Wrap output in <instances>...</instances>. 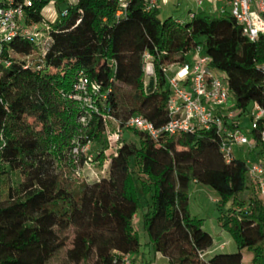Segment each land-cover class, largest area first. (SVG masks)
I'll return each mask as SVG.
<instances>
[{
    "label": "trees",
    "instance_id": "16d2710c",
    "mask_svg": "<svg viewBox=\"0 0 264 264\" xmlns=\"http://www.w3.org/2000/svg\"><path fill=\"white\" fill-rule=\"evenodd\" d=\"M145 1L130 0L122 16L116 0H32L25 7L26 25L44 36L15 38L4 50L9 65L0 66V264H52L61 255L72 263L120 264L119 228L131 262L139 256L148 264L147 250L169 264H243L245 251L250 264H264V199L245 160L223 158L215 129L156 140L132 131L137 142L122 138L100 172L107 148L102 116L120 125L132 116L165 124L170 89L162 66L189 63L197 46L225 75L236 120L264 106V35L249 42L229 15L161 21L157 8L144 11ZM50 3L66 5L52 23L42 15ZM144 54L152 77L142 71ZM79 71L107 94L99 114L64 97ZM77 138L96 146L99 177L91 182L73 179L84 161L70 157ZM191 183L215 192L217 224L235 253L205 255L213 238L188 210ZM138 187L150 194L143 245L133 226L142 207Z\"/></svg>",
    "mask_w": 264,
    "mask_h": 264
},
{
    "label": "built area",
    "instance_id": "2783aa9c",
    "mask_svg": "<svg viewBox=\"0 0 264 264\" xmlns=\"http://www.w3.org/2000/svg\"><path fill=\"white\" fill-rule=\"evenodd\" d=\"M116 1L117 16H122L130 0ZM190 1L195 2L200 8L206 6L209 11L232 17L249 42L254 43L264 35V0ZM31 2L32 0H0V66L9 65L3 59L4 50L15 38L41 41L44 36L38 27L28 26L25 23V7L30 6ZM157 5L158 0H146L144 11H153ZM193 17L194 14H191L189 19ZM44 28L48 29V27ZM162 70L170 89L167 122L155 127L142 116H132L120 125L114 120H109L108 116H102L105 121L103 134L107 143L103 153L107 158L106 166L109 158L115 154L116 146L124 133L130 131L144 133L156 140L161 134L174 136L199 129H215L222 137L219 150L227 162L234 158L232 154L234 145L247 147L249 153L255 149L256 141L264 148V106L255 104L242 118L248 119L251 127L250 133H243L240 128L242 119L236 120L237 111L233 110V102L228 95L226 77L210 67V59L203 54L200 46L190 53L189 63L162 66ZM142 71L147 78L154 74L153 63L148 54L143 55ZM64 97L80 105L86 113L99 114L100 106L105 105L107 94L102 93L96 82L79 71L71 92ZM86 121V115L78 118V123L83 127ZM108 121L114 124V129L109 127ZM252 131L256 132V138L251 134ZM91 144L90 141H82L80 138L73 140L70 157L75 163L79 158H84L83 167H78L75 171L77 177L80 176L83 168L93 164L95 153L93 154L91 150ZM245 166L248 180L258 185L259 195L264 199V159L259 161L246 159ZM120 256V264H131L128 254Z\"/></svg>",
    "mask_w": 264,
    "mask_h": 264
},
{
    "label": "rangeland",
    "instance_id": "374dc122",
    "mask_svg": "<svg viewBox=\"0 0 264 264\" xmlns=\"http://www.w3.org/2000/svg\"><path fill=\"white\" fill-rule=\"evenodd\" d=\"M76 0H68L69 3L73 4ZM220 7V6H219ZM66 8V5L60 4L59 6H54L53 3L48 4L43 10L42 15L50 20V21H57V9L63 10ZM196 14L197 16L207 17L210 20L218 19L223 15H220L219 12H212L209 11V9L204 6L202 8L198 7L195 2L190 0H166L165 2L163 0H158L157 5V17L163 21L165 19H171L173 21H188L190 20L191 14ZM42 27H40L41 29ZM190 61V57H189ZM109 127L114 129V124L112 122L108 121ZM240 128L242 129L243 133H250L251 127L248 119H242L240 122ZM132 132H125L123 136V140L130 141V142H137L136 138L133 137L131 134ZM105 139V137H104ZM95 144H91V150L94 154L95 150ZM232 154L235 159L245 160L248 155L249 151L247 147H237L232 146ZM105 158V157H104ZM105 158L103 160L102 167L100 169V172L103 173L106 169V163ZM99 177V171L94 167V163L89 166L82 169L80 172V176L77 177L75 174L73 176V179L84 181V182H91ZM200 189H204L203 191H200ZM138 194L142 200V207L139 208L135 212V218L133 220V226L135 230L138 232L140 241L142 245L146 242V234L144 231V223H143V215L148 211V203H150V194L146 195L142 193L140 187H138ZM216 194L213 190H211L208 187H204L202 185H195L191 183L189 185V202H188V210L191 214V216L196 217L198 219L202 220V227L203 229L209 233L213 241H226L228 246L224 251H220L223 253H235L236 247L231 241L230 236L223 231L219 225L217 224V218L219 216V212L216 209ZM123 237V231L122 228H119L118 236L115 243V252L116 253H122L120 241ZM143 253H145L147 260L149 261L148 264L153 262V253H149L147 250H143ZM216 252L214 250V246L209 249L205 255L208 257ZM126 255V254H123ZM244 259L243 264H250V254H247L245 251H243ZM52 264H79L78 262L72 263L68 262V260L65 259L63 255L58 257V259L52 261ZM155 264H168L165 259H157Z\"/></svg>",
    "mask_w": 264,
    "mask_h": 264
},
{
    "label": "crops",
    "instance_id": "0c3cea01",
    "mask_svg": "<svg viewBox=\"0 0 264 264\" xmlns=\"http://www.w3.org/2000/svg\"><path fill=\"white\" fill-rule=\"evenodd\" d=\"M76 2V1H75ZM74 2V3H75ZM194 14V13H193ZM194 15H196V14H194ZM197 16V15H196ZM44 17V16H43ZM45 18V17H44ZM45 20H47L48 22H54V21H50V20H48V19H46L45 18ZM246 159H249V160H251V161H259V160H261V159H264V148H262V146H257V148L256 149H254L252 152H250L249 153V155H248V158H246ZM245 159V160H246ZM195 185H197V184H195ZM204 189H200V191H203ZM216 200H217V197H216ZM134 218H135V215H134V217H133V220H134ZM213 246H214V250L215 251H224L225 249H226V247L228 246V244H227V242L226 241H224V240H222V241H216V242H214L213 241ZM115 252V251H114ZM116 253V252H115ZM116 254H118V255H123V254H120V253H116ZM159 258H161V259H165V261L168 263V261H167V259L166 258H164L163 256H161L160 254H154V256H153V262L152 263H150V264H155V262L157 261V259H159ZM131 264H146V261H144L141 257H139V256H135V257H133V261L131 262ZM169 264V263H168Z\"/></svg>",
    "mask_w": 264,
    "mask_h": 264
}]
</instances>
